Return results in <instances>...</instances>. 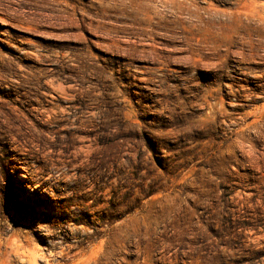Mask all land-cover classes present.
Here are the masks:
<instances>
[{"label":"rangeland","instance_id":"rangeland-1","mask_svg":"<svg viewBox=\"0 0 264 264\" xmlns=\"http://www.w3.org/2000/svg\"><path fill=\"white\" fill-rule=\"evenodd\" d=\"M0 264H264V0H0Z\"/></svg>","mask_w":264,"mask_h":264},{"label":"bare ground","instance_id":"bare-ground-1","mask_svg":"<svg viewBox=\"0 0 264 264\" xmlns=\"http://www.w3.org/2000/svg\"><path fill=\"white\" fill-rule=\"evenodd\" d=\"M120 197V196H119ZM116 200V199H115ZM115 202V201H114Z\"/></svg>","mask_w":264,"mask_h":264}]
</instances>
